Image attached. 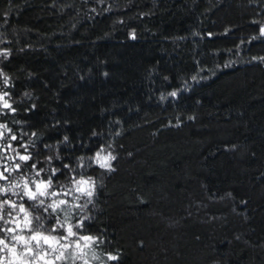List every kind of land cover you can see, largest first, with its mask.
Returning <instances> with one entry per match:
<instances>
[{
  "label": "trees",
  "instance_id": "16d2710c",
  "mask_svg": "<svg viewBox=\"0 0 264 264\" xmlns=\"http://www.w3.org/2000/svg\"><path fill=\"white\" fill-rule=\"evenodd\" d=\"M262 27L264 0H0V186L50 178L67 204L32 213L83 221L88 264H264Z\"/></svg>",
  "mask_w": 264,
  "mask_h": 264
},
{
  "label": "snow or ice",
  "instance_id": "6c2138e0",
  "mask_svg": "<svg viewBox=\"0 0 264 264\" xmlns=\"http://www.w3.org/2000/svg\"><path fill=\"white\" fill-rule=\"evenodd\" d=\"M261 34L264 35V27L261 28ZM4 83L7 84L6 77ZM6 95L7 93L0 95L2 107L15 111V109H12V105L5 99ZM170 95L175 96L176 93L173 92ZM6 127V125H0V128ZM2 136L3 133H0V138H2ZM10 139L15 140L17 138L16 136H11ZM7 147L11 148L12 146L9 144ZM12 150L16 151L14 148ZM99 155L100 154L97 153V157H99ZM16 156L19 161L22 162H27L31 159L29 155H21L18 152ZM4 159L13 160L14 158L7 156L4 157ZM109 159H114V157H103L102 161L98 159L97 162L102 168H110V165L107 163ZM31 167L35 168V165H31ZM21 168L22 165L20 163H15L11 167L5 165L3 170H0V180H9L11 173L13 171H20ZM40 171L42 170L36 171V177L40 176ZM5 173H7V175ZM92 183L90 179L75 181V191L91 197L93 191L83 187V185H92ZM17 188H20L19 193L15 191ZM51 188L52 181L50 178L30 180L26 177H21L19 181H13L6 188L0 186V195H6L8 192H12L13 195H20L21 199L27 198L29 201L37 202L29 205L27 208L23 203L17 205L15 201L11 200L0 202V221H3L4 224H15V227H0V232L5 233V236L0 238V253L6 252L4 257H0V264H5V261H7V264H56V261H65L67 264H75L77 260H82L83 264H88V260L85 258L87 253L84 249L91 248L93 245L97 244L99 238L89 235H80L74 230V228L83 227V221L75 226L69 224L65 227L64 224H60L59 227L64 229V231L54 235L53 233H57V228L45 229L43 223H41L43 217L41 215H33L32 213V209L39 212L42 208L45 212H47L48 209H51L52 212H56L62 205L67 204V201L59 200L53 201L45 206V199L59 195V193L55 191L50 192L49 189ZM64 194L67 195L68 193L65 192ZM6 207L13 211L18 208L19 211L16 216H13V211H8L6 215L11 217V219H6L4 214ZM21 213L23 214L22 217L19 216ZM8 234H11L10 237ZM81 241L85 243L82 244ZM49 250L51 253H56L51 259L48 258ZM93 258L98 259L95 255H93ZM107 259L115 261L118 260V256L109 254Z\"/></svg>",
  "mask_w": 264,
  "mask_h": 264
},
{
  "label": "rangeland",
  "instance_id": "374dc122",
  "mask_svg": "<svg viewBox=\"0 0 264 264\" xmlns=\"http://www.w3.org/2000/svg\"><path fill=\"white\" fill-rule=\"evenodd\" d=\"M100 155H99V157H97V158H99L101 161H102V158L103 157H113V155H112V153L111 152H109V151H106V150H101V151H99L98 152ZM113 160L114 159H109L108 161H107V163L111 166V164H112V162H113ZM13 226L15 227V224H13ZM58 247V246H57ZM54 255H56V253H51V251L49 250V259H51V258H53V256ZM63 262H65V261H56V264H63Z\"/></svg>",
  "mask_w": 264,
  "mask_h": 264
},
{
  "label": "flooded vegetation",
  "instance_id": "af4514ba",
  "mask_svg": "<svg viewBox=\"0 0 264 264\" xmlns=\"http://www.w3.org/2000/svg\"><path fill=\"white\" fill-rule=\"evenodd\" d=\"M0 107H2L1 106V102H0ZM0 133H2L1 132V130H0ZM1 147H2V145H1V141H0V150H1ZM5 165H8V163H5L4 164V166ZM0 170H3V167H0ZM3 181H5V180H3ZM9 227H13V225H11V226H9ZM8 228V227H7ZM25 234H27V233H25ZM9 235V237H10V235L11 234H8ZM5 236V233L4 232H0V238H3ZM11 242V241H10ZM12 243H14V242H12ZM18 247H19V245H18ZM6 255V252L5 253H0V257H4ZM5 264H7V261H5Z\"/></svg>",
  "mask_w": 264,
  "mask_h": 264
}]
</instances>
